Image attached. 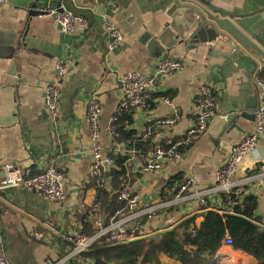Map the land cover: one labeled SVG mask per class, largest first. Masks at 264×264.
Instances as JSON below:
<instances>
[{
    "label": "crops",
    "instance_id": "0c3cea01",
    "mask_svg": "<svg viewBox=\"0 0 264 264\" xmlns=\"http://www.w3.org/2000/svg\"><path fill=\"white\" fill-rule=\"evenodd\" d=\"M57 1L7 0L0 9V183L5 166L37 173L44 169V157L55 154L65 174L68 193L61 207L25 187L0 190V233L11 264H55L71 247L67 236L88 233L82 223L98 193L90 182L93 143L86 115L91 96L100 103V143L109 157L110 152L117 154L122 148L114 144L107 127L122 95L123 75L129 71L151 75L162 57L183 62L182 70L157 82L152 93L155 107L136 110L133 116L132 129L136 135L157 144L147 152L144 161L133 157L130 163L132 176L137 175L130 189L141 199L139 208L146 210L162 204L161 189L173 176L181 175L183 184H189L184 198H179L177 192L174 205L157 209L151 218L142 217L149 231L156 233L178 227L194 215H199L197 224L202 223L201 214L205 210L196 194L215 186L217 172L225 165L231 148L255 125L254 120L241 115L235 120L236 128L231 130L219 127L216 121L244 107L248 98L255 96L253 82L264 81V69L255 78L252 73L255 63L247 57H238L239 54L233 57L236 61L220 66L209 65L205 49L200 47L188 51L186 44H181L162 53V47L155 45L151 36L158 35L165 24L179 26L188 33L196 20L191 11L180 8L172 11L173 0H76L78 5L92 7L103 20L77 25L72 32L60 29L49 15L34 14L52 10ZM204 1L225 15L249 16L264 8V0ZM108 24L116 26L123 36L114 50L109 49ZM60 60L67 62L69 68L59 83L61 119L55 132L45 108V88L55 81V67ZM202 85L211 86L217 98V115L207 132L182 151L180 160H169L158 173L145 172L147 159L161 143L182 138L194 126L196 97ZM163 93H170L171 97H157ZM174 108L180 113L178 122L163 127L161 121L169 118ZM235 180L244 185L240 204L244 198L254 197L257 204L254 217L264 224V135L256 150L237 169ZM219 199L212 194L207 198L208 204H217L220 214H231L232 207ZM10 236L14 238L15 249L7 246ZM161 261L179 264L166 256ZM214 264L258 263L232 246L222 245Z\"/></svg>",
    "mask_w": 264,
    "mask_h": 264
},
{
    "label": "built area",
    "instance_id": "2783aa9c",
    "mask_svg": "<svg viewBox=\"0 0 264 264\" xmlns=\"http://www.w3.org/2000/svg\"><path fill=\"white\" fill-rule=\"evenodd\" d=\"M7 3V0H0V9ZM55 14L56 23L62 26L66 32H72L77 25L87 24L82 17H76L69 12ZM108 33L111 37L109 49L114 50L122 41L123 36L117 27L108 24ZM69 65L64 60L57 62L55 67V81L45 88V108L51 120L53 131H57L61 119V91L59 83L68 72ZM183 69V62L179 59L162 57L156 64L153 74H143L138 71H129L123 75L121 80V98L117 105L116 113L123 111L146 110L147 102L151 98L156 84L162 78L178 72ZM260 88V111L256 114L254 129L245 135L243 139L234 145L228 155L225 165L217 172L216 183L212 189L203 193L196 194L201 207L207 210L221 213V208L217 204H208V196L223 194L225 201L232 207L230 211L234 212V207L240 204L244 193V185L235 180L236 172L243 160L253 153L262 136L264 135V81L258 82ZM169 103V100H165ZM217 98L214 90L209 85H202L196 97V119L186 135L171 142L167 147L159 146L147 159L144 170L147 173H158L169 160H180L182 158V149L190 147L201 135L205 134L213 118L217 115ZM101 116V107L97 98L91 96L87 106V122L91 130L92 140V167L90 171L91 180L98 188L110 190V182L107 177L108 171L114 166L113 160L105 156L100 143L99 120ZM179 110L173 109L172 115L161 121L163 127L174 126L179 120ZM117 118L112 117L109 121L107 132L112 140L119 136L114 123ZM122 147L118 153L135 155V150ZM57 151V150H56ZM45 166L39 172L34 173L30 169H23L18 166L8 165L3 168L4 178L0 183V190L9 187H25L32 190L39 196L46 198L50 203L63 207L67 201V184L65 174L61 171L58 159L55 154L45 156ZM189 184L185 183L179 186L178 197H182L188 191ZM120 199L127 201L125 209L118 211L107 225L104 224L101 217L100 203L95 202L89 215L83 222L89 220L92 222L93 234L87 235L84 232H76L66 237L70 248L64 258L55 264H95L89 259L82 258V254L95 244L103 242L125 243L140 239L152 234L149 231L147 223H143L141 218L149 216L151 218L157 209L169 208L175 204V201L165 202L158 206L148 207L141 210L139 207L140 197L131 192L130 186L126 185L120 192ZM221 200V198L219 199ZM233 239L227 231L223 241L224 246H232ZM0 264H11L6 251V244L3 235L0 233ZM53 264V263H52Z\"/></svg>",
    "mask_w": 264,
    "mask_h": 264
},
{
    "label": "trees",
    "instance_id": "16d2710c",
    "mask_svg": "<svg viewBox=\"0 0 264 264\" xmlns=\"http://www.w3.org/2000/svg\"><path fill=\"white\" fill-rule=\"evenodd\" d=\"M158 96L171 97L170 93ZM154 107L151 95L146 109ZM134 112L123 111L113 115L117 118L114 125L119 133L113 142L116 146H127L135 150V159L140 157L144 161L147 152L157 144L150 143V138L144 139L143 136L136 135V131L132 129ZM175 141L176 139L172 143ZM169 144L161 143L160 145L167 147ZM185 149L187 148L182 151ZM109 157L114 162V166L107 174L111 189L98 188L94 181H90L98 192L96 202L100 203V213L105 225L118 211L126 208L127 201L120 199V192L126 185L131 187L137 178V175L133 177L131 173L130 163L133 159L131 154H116L112 151ZM182 179L181 175H176L164 182L160 194L161 202L165 203L176 198L178 186L183 184ZM220 198L223 203L226 202L223 194H220ZM256 205L255 198L249 196L244 198L242 204L234 207L232 214H219L216 211L202 208L205 211L201 214L204 219L201 224H197L199 215H194L182 221L171 232L139 241L95 244L81 256L95 264H163L162 256L179 264H214L228 231L233 239L232 248L235 251H241L253 257L258 264H264V230L261 229L264 224L254 217ZM143 218L141 221L146 223ZM82 225L88 235L93 234L92 222L87 220Z\"/></svg>",
    "mask_w": 264,
    "mask_h": 264
},
{
    "label": "water",
    "instance_id": "95a60500",
    "mask_svg": "<svg viewBox=\"0 0 264 264\" xmlns=\"http://www.w3.org/2000/svg\"><path fill=\"white\" fill-rule=\"evenodd\" d=\"M202 5L195 3L192 0H173L174 8L184 9L193 12L196 17L195 23L188 33L181 27H174L172 24H165L161 32L156 36H151V41L162 47V53L171 51L175 46L186 44L187 50L191 48L205 49L204 55L208 58L209 65H224L229 61H236L233 57L239 54L238 57H247L255 63L252 68V73L258 77L260 69H264V8L258 10L249 16H238L233 14H222L215 11L213 6L199 0ZM263 5L264 2L262 1ZM51 11L59 13L69 12L76 17L84 18L89 25L95 22L102 21L103 17L95 14L92 7L87 5H78L76 0H58L56 7L52 10H39L34 14L39 16L49 15L56 20L55 14ZM173 17V14L170 13ZM174 18V17H173ZM62 29V26L58 24ZM259 66V68H258ZM14 71V66H13ZM255 93L252 98H248L244 107L233 110L225 118H218L216 124L219 127H229L228 130L236 128L235 120L241 115L243 118H248L256 121V114L260 111V88L257 80L252 84ZM176 226L165 229L146 237L136 239H151L160 234L171 232ZM264 230V227H261Z\"/></svg>",
    "mask_w": 264,
    "mask_h": 264
},
{
    "label": "rangeland",
    "instance_id": "374dc122",
    "mask_svg": "<svg viewBox=\"0 0 264 264\" xmlns=\"http://www.w3.org/2000/svg\"><path fill=\"white\" fill-rule=\"evenodd\" d=\"M13 237H14V235H13ZM13 237L10 236L9 242H7V246L10 244L9 249H11V248L15 249V247H16V244H15Z\"/></svg>",
    "mask_w": 264,
    "mask_h": 264
},
{
    "label": "bare ground",
    "instance_id": "6f19581e",
    "mask_svg": "<svg viewBox=\"0 0 264 264\" xmlns=\"http://www.w3.org/2000/svg\"><path fill=\"white\" fill-rule=\"evenodd\" d=\"M153 234V233H152ZM133 241H135V240H133Z\"/></svg>",
    "mask_w": 264,
    "mask_h": 264
}]
</instances>
